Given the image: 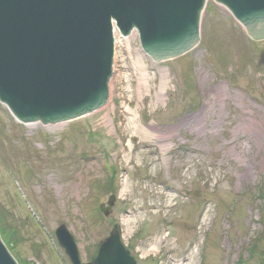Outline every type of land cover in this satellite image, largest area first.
<instances>
[{
  "label": "rangeland",
  "instance_id": "rangeland-1",
  "mask_svg": "<svg viewBox=\"0 0 264 264\" xmlns=\"http://www.w3.org/2000/svg\"><path fill=\"white\" fill-rule=\"evenodd\" d=\"M205 8L200 43L174 61L114 32L110 100L93 114L24 125L0 103V232L19 264H69L60 223L82 261L119 223L137 264L264 262V41Z\"/></svg>",
  "mask_w": 264,
  "mask_h": 264
},
{
  "label": "water",
  "instance_id": "water-1",
  "mask_svg": "<svg viewBox=\"0 0 264 264\" xmlns=\"http://www.w3.org/2000/svg\"><path fill=\"white\" fill-rule=\"evenodd\" d=\"M206 1L0 0V101L22 122L83 117L107 102L114 28L124 37L136 30L152 60L174 59L198 43ZM214 1L249 37L264 39V0ZM119 230L115 224L83 264H135ZM54 234L71 264H80L66 227L61 224ZM0 264H17L1 237Z\"/></svg>",
  "mask_w": 264,
  "mask_h": 264
},
{
  "label": "trees",
  "instance_id": "trees-1",
  "mask_svg": "<svg viewBox=\"0 0 264 264\" xmlns=\"http://www.w3.org/2000/svg\"><path fill=\"white\" fill-rule=\"evenodd\" d=\"M6 232L4 233L6 238L9 239L11 237V233L9 232V229L5 228Z\"/></svg>",
  "mask_w": 264,
  "mask_h": 264
},
{
  "label": "bare ground",
  "instance_id": "bare-ground-1",
  "mask_svg": "<svg viewBox=\"0 0 264 264\" xmlns=\"http://www.w3.org/2000/svg\"><path fill=\"white\" fill-rule=\"evenodd\" d=\"M126 222H128V220H126Z\"/></svg>",
  "mask_w": 264,
  "mask_h": 264
}]
</instances>
